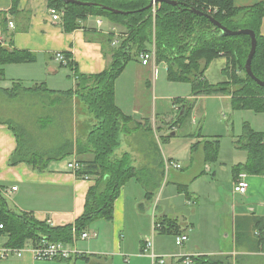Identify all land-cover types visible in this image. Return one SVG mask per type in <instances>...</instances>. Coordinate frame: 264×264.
Here are the masks:
<instances>
[{
    "label": "crops",
    "instance_id": "0c3cea01",
    "mask_svg": "<svg viewBox=\"0 0 264 264\" xmlns=\"http://www.w3.org/2000/svg\"><path fill=\"white\" fill-rule=\"evenodd\" d=\"M260 1L263 0H234V3L238 7H246ZM49 9V0H0V13H4L7 18V22H0V44L36 56L32 62L3 65L5 78L0 81V88H12L14 83H20L24 87L44 84L49 89L59 90L61 87H68L69 82L65 81V76L72 79L74 88L76 83L72 76L74 72L58 60L59 52L68 54L70 58L68 61L74 63L75 70L81 74H97L106 69L111 60L109 48L119 45L124 28L110 21L111 27L107 29L103 22L99 25L97 19L94 22L90 20V15L81 21L80 28L68 32L64 28L63 19L54 20ZM10 22H13L14 27L10 26ZM113 30L115 35L111 46H104L106 35ZM261 32L264 36V18ZM227 67V57L214 58L207 66L204 77L213 85L230 82V75L225 72ZM7 79L10 85L3 86L4 80ZM117 81L118 90H121L119 92L121 94H115L117 105L126 114L132 115L136 121L144 122L149 119L154 129L159 128L158 131H162L164 139H167L162 156L164 163L178 162L182 164L181 168L193 166L194 147L198 148L200 143L207 139L202 135L193 136L192 133L190 134L192 137L178 135V124L174 121L184 108L178 99H195L197 102L215 98L222 99L225 106H232L230 94L194 97L192 85L191 88L189 85L186 88L182 87V92H178L179 89L174 84L181 82L169 80L167 63L158 62L156 58L148 64H143L140 55L137 56L127 64ZM1 106L3 105L0 103V108ZM248 110L259 114L252 118L250 122L252 128L264 132V112ZM205 114L206 110L203 116ZM11 117L18 122L17 126L26 132V125L20 123V119L17 120L16 114L15 117ZM8 122L9 118L0 115V186L4 187L10 207L16 211L29 212L37 220L46 221L53 226L74 224L85 211L87 194L90 187L96 183V178L94 176L84 178L69 171L67 162L73 156L50 162L48 169L44 171L35 170L26 162L12 164L11 158L20 147V139ZM168 134L170 137L167 138ZM21 144L35 149L28 131L26 139L24 138ZM231 151L233 168L247 161L248 153L242 155L243 153L238 150ZM79 158L90 160L92 155H83ZM204 169L214 175L217 174V170L213 171L207 164ZM225 169V165L219 166L221 172H225ZM231 173L227 179V183L231 185V194L233 198L240 197L241 200L234 206L238 212L233 219V241L223 249L220 246H211L205 242V237H200L202 226L194 219L195 209L192 217L182 214L176 206L173 213H170L168 208H163L160 216L156 214L151 216L144 212V197L152 195L148 196L146 187L135 178L139 185L125 184L121 188L114 202V218L111 221L104 218L96 219L85 230L90 234L88 238L77 237L74 238V242L68 244L69 249L80 251L84 256L74 254L68 259L39 260L32 251L34 242L28 240L20 257L0 258V264H161L153 259L149 251H145V241L151 235L154 237L155 254L168 259L165 264H182V257L185 255H225L230 256L231 264H264L263 247L258 251H250L242 245L243 243L238 244L239 225L241 229H247L253 224L255 217H264V175L248 174L244 171L235 173L234 170ZM242 173L247 175L249 187L245 193L234 192V182ZM179 190L178 187L169 191L165 189L161 192L159 200L173 201L182 195ZM185 200L190 204V200ZM161 216L177 219L179 233L188 236L180 249L174 250L170 239L162 236L166 233L163 232L161 225L156 223ZM8 239V234L0 235V244H6ZM236 256H242L241 263L236 262Z\"/></svg>",
    "mask_w": 264,
    "mask_h": 264
},
{
    "label": "trees",
    "instance_id": "16d2710c",
    "mask_svg": "<svg viewBox=\"0 0 264 264\" xmlns=\"http://www.w3.org/2000/svg\"><path fill=\"white\" fill-rule=\"evenodd\" d=\"M82 1L96 4L87 6L64 0H49V6L64 11L62 19L68 32L80 28L81 21L90 15L105 16L124 28L119 45L109 48L111 60L106 69L97 74H81L69 60L66 66L74 72L72 76L76 79L72 89L60 91L49 89L44 84L24 87L20 83H14L12 88H0V91L9 98H16L21 92L52 96L51 103L54 109L61 110L60 105H64L68 111H73L74 99H78L86 109L87 132L80 135L75 142L69 139L62 141L59 144L60 150L53 154L24 147L17 126L11 121L8 122L20 139V147L12 156L11 163L26 162L33 169L44 171L48 169L50 162L77 154L83 163L77 175L94 176L96 183L88 191L83 215L74 224L63 226H53L46 221L37 220L29 212L13 210L4 193V187L0 186V224H3L0 235L8 234L6 244L11 247L21 248L28 240L37 243L42 239L72 243L74 238L79 237L96 219L104 218L111 221L114 218V202L121 188L132 178H136L147 187L148 196L153 194L148 190L149 176L161 172V168L165 166L163 157L153 149V152H156L153 153L154 167L137 166L130 152L124 149L121 143L122 136L132 134L139 128L153 131L152 122L149 119L144 122L136 121L132 115L126 114L115 100L116 79L131 60L149 48L148 44H155L156 60L167 63L168 79L190 82L194 97L230 94L233 109L264 112V87L245 71V63L251 48L250 36L246 34L224 36L209 17H214L230 29L250 28L256 33L257 46L252 59V70L258 78L264 80V36L261 32L264 0L246 7L236 6L234 0H177V5L159 2L155 14L152 7L148 8L151 0ZM103 5L128 13H114L103 8ZM192 9L201 10L209 16L197 14ZM0 22H7L4 13H0ZM114 35V32L106 35L104 46H111ZM220 56L228 58L225 72L230 75L231 81L213 85L205 79L204 72L209 63ZM66 57L70 59L68 54ZM35 59L36 56L32 53L0 44V81L5 78L3 65L32 62ZM178 101L183 104L185 112L175 119L176 124L190 115L195 99L182 98ZM130 124L135 126L130 127ZM40 125L44 127L43 123ZM21 132L25 134V130L21 129ZM241 137L239 147L248 152V159L245 163L234 166V172L264 175V132L256 131L248 124ZM203 142L206 150L205 160L215 159L218 156L219 141ZM83 155H92V158L90 160L79 158ZM156 223L161 225L164 233L180 234L177 219L163 216ZM239 228L238 240L241 242L246 236V229H241L240 225ZM252 228L258 230L255 237L257 240H253V244L262 246L264 217H255ZM192 257L194 264H231L230 256L192 255Z\"/></svg>",
    "mask_w": 264,
    "mask_h": 264
},
{
    "label": "rangeland",
    "instance_id": "374dc122",
    "mask_svg": "<svg viewBox=\"0 0 264 264\" xmlns=\"http://www.w3.org/2000/svg\"><path fill=\"white\" fill-rule=\"evenodd\" d=\"M96 19H101L104 27L110 29L111 24L107 17L91 15L90 20L94 22ZM64 78L66 80L63 79V81L69 82L68 87H61L59 90L72 89V79L67 78V76ZM118 78L115 81L116 95L121 92L120 89L118 90ZM6 85H10L8 79L3 82V86ZM174 85L179 89L178 92H182V87H189L191 83L181 82ZM118 98H121L120 95H118ZM52 99V96L26 92H21L16 98H9L0 91V103L3 105L0 108V115H4V118H9L17 126L18 122L16 123L11 117H15L16 114L17 120L20 119V123L26 125L27 128L24 134L17 126L22 142L24 138L26 139L28 131L33 142V148L49 154L58 152L61 148L59 144L62 141L69 139L75 142L80 135H84L87 132L88 127L86 109L78 99H74L73 111H68V108H65L64 105H60L61 110L58 108L54 109L51 103ZM204 110H206L205 116H203ZM234 110L232 106H225V102L222 99L211 98L198 100L197 102L195 100L190 115L178 123L177 133L182 137H192L190 136L192 133L193 136L202 135L209 141L218 140V156L215 159L205 160L206 150L203 147L204 142L200 143L198 148L194 147V164L191 168L187 166L181 169L172 167L166 170L165 166L162 167L160 173H153L149 176L148 190L153 194L148 198L144 197V212L146 211L151 216L155 214L160 216L163 208H168L169 212L173 213L175 212V206L181 210L182 214L191 217L193 216L192 212L196 210L194 219L200 222L202 226V229H200L202 235L200 237H205V242L211 244V246H220L222 249L233 241V219L238 212L235 211L234 206L241 200L240 197L233 198L231 185L227 183L228 176L232 174V164L234 162L231 159V150H238L243 153L242 155H247L248 152L239 147V140L242 138L246 125L251 124L250 122L255 115H259L248 109ZM193 115L196 119L193 118ZM40 123H43L44 127ZM134 126V124H130V127ZM166 137H170L169 134ZM166 140L162 131L156 129L148 131L145 128H139L132 134L122 136L121 143L124 149L130 152L135 165L154 167L152 166L153 155L156 152H153V149L163 156ZM148 155L151 156L148 157ZM72 156L78 158L77 154L68 157ZM205 164L212 167L213 171L217 170V174L214 175V173L205 171ZM221 165H225V172L219 170ZM134 184L139 185L135 178L126 182L128 186ZM176 187L180 188L181 196L173 201L167 199L159 200L163 190L169 191ZM185 199L190 200V204ZM251 226L246 229L245 240L243 239L241 242L239 240L238 244L243 243L242 245L250 251H258L262 247V251H264V245L253 244V240H257L255 237H257L258 230L252 229ZM163 235L170 239L174 250H178L183 246L176 244L174 234L166 233ZM68 244L66 243L65 245L69 249L70 245ZM220 256L225 257V255ZM252 257L250 256V258ZM165 259L168 260L167 257ZM241 260L242 256H236V262L241 263Z\"/></svg>",
    "mask_w": 264,
    "mask_h": 264
},
{
    "label": "built area",
    "instance_id": "2783aa9c",
    "mask_svg": "<svg viewBox=\"0 0 264 264\" xmlns=\"http://www.w3.org/2000/svg\"><path fill=\"white\" fill-rule=\"evenodd\" d=\"M159 3L154 2L153 4V14L156 13V9ZM50 14L54 20H61L64 14V11L58 10L54 7H50L49 9ZM101 19H97V23L99 25L102 24ZM11 27H14L13 22L9 23ZM115 32V30H113ZM118 34V33H116ZM116 42V41H115ZM140 57L142 59L143 64H148L151 60L156 58V48L155 44H150V47L142 51L140 53ZM57 58L60 60L64 65H67L68 59L66 58V55L63 52L57 53ZM83 163L75 157H72L67 162V168L72 173L77 174V172L82 169ZM166 170H169L170 168H181V164L174 161H167L165 164ZM82 177L88 178V175H83ZM249 187V182L247 180V175L245 173H242L238 176L236 181L234 182V192L238 193H245ZM13 189H16V187H13ZM3 228V224H0V229ZM90 236V234L87 231L82 232V234L78 237L80 239H86ZM77 239V237H75ZM188 239L187 235L179 234L176 236V244L177 245H183V243ZM25 249V246L18 248V247H11L7 244L1 245L0 244V258H8L11 256H17L20 257L23 254V251ZM33 254L36 259L39 260H53V259H68L72 257L74 254L80 255L82 254L80 251L77 250H71L65 247V244L63 242H51L47 239H42L41 241L34 243L32 247ZM145 251H149L153 257V259L157 260L161 264L166 263V259L163 256H157L154 252V237L150 236L145 241ZM182 264H194L192 255H185L182 257Z\"/></svg>",
    "mask_w": 264,
    "mask_h": 264
},
{
    "label": "water",
    "instance_id": "95a60500",
    "mask_svg": "<svg viewBox=\"0 0 264 264\" xmlns=\"http://www.w3.org/2000/svg\"><path fill=\"white\" fill-rule=\"evenodd\" d=\"M64 1L69 2V3L79 4V5H87V6H93L94 4H96L94 2L82 1V0H64ZM154 2H156V3L167 2V3L173 4V5H177L178 4L177 0H151L150 4L148 5V8L153 7ZM102 7L107 9V10H110V11H112L114 13H128V11H123L121 9H116V8H113V7H110V6H106V5H103ZM192 11L197 13V14H200V15H204L205 14V15L209 16L208 14H206L203 11L198 10V9H192ZM209 17H210L211 21L221 30V34L224 35V36H237V35H240V34H246V35L250 36V38H251V48H250V51H249V54H248V57H247V60H246V63H245V71L260 86L264 87V80L258 78L254 74V72L252 70V59H253V56L255 54L256 46H257L256 33L250 28H242V29H238V30L230 29V28L224 26L222 23H220L214 17H212V16H209ZM184 112H185V109L183 108L181 110V112H180V115L184 114Z\"/></svg>",
    "mask_w": 264,
    "mask_h": 264
}]
</instances>
